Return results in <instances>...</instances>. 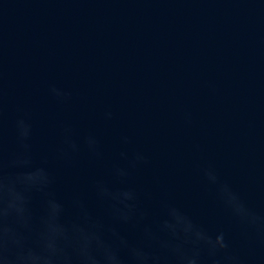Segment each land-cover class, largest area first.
Here are the masks:
<instances>
[{
	"label": "water",
	"instance_id": "1",
	"mask_svg": "<svg viewBox=\"0 0 264 264\" xmlns=\"http://www.w3.org/2000/svg\"><path fill=\"white\" fill-rule=\"evenodd\" d=\"M49 243L264 264V0H0V253Z\"/></svg>",
	"mask_w": 264,
	"mask_h": 264
},
{
	"label": "clouds",
	"instance_id": "2",
	"mask_svg": "<svg viewBox=\"0 0 264 264\" xmlns=\"http://www.w3.org/2000/svg\"><path fill=\"white\" fill-rule=\"evenodd\" d=\"M225 191H226L227 198L229 202L232 204L233 208L241 214H247V210L243 208V206L240 204V202L234 196V194H232L231 192L227 190ZM125 195H127V193H125ZM18 199H19L18 194H16L15 192H12L11 198L8 201V206L11 208H16V210L19 211L20 210L19 206L16 203ZM251 218L255 219V217H251ZM53 231H55L54 226H53ZM197 236H203V234L197 233ZM203 238L208 241L209 246L212 250H215L216 248L223 249L226 246L222 233L217 234L214 239H212L211 237H206V236H204ZM48 249L50 250V254L48 255L37 254L29 250L27 252H18L13 258H10L7 255L0 253V264H54L51 253L55 252V247L54 245L49 243ZM187 264H196L195 258H189L187 260Z\"/></svg>",
	"mask_w": 264,
	"mask_h": 264
}]
</instances>
